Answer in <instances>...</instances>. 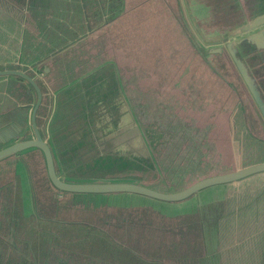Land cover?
I'll list each match as a JSON object with an SVG mask.
<instances>
[{
	"label": "rangeland",
	"instance_id": "1",
	"mask_svg": "<svg viewBox=\"0 0 264 264\" xmlns=\"http://www.w3.org/2000/svg\"><path fill=\"white\" fill-rule=\"evenodd\" d=\"M187 1L188 6L184 0H106L109 19L106 29L101 28L104 20L99 22L94 26L100 37L80 40L77 49H72L76 50L73 58L82 60L84 68L80 75L109 62L125 90V98L119 96L113 118L107 119L101 130L98 145L129 157L146 156L147 150L141 144L134 120L140 123V130L151 142L159 177L156 179L153 172L131 168L118 178H132L165 192H177L203 178L264 163V122L255 103L228 54L215 57L206 50L225 43L228 34L263 13L264 0ZM203 2L209 4L211 14H200ZM181 22L198 38V44L201 36L195 25L204 37L218 33L213 35L216 39L197 50L195 45H190L192 40ZM66 32L63 31V36ZM44 43L48 51L56 50L53 42ZM15 47L13 44L12 48ZM25 50L24 45L18 46L14 56L17 55L19 62L26 60ZM7 54L11 56L10 52ZM242 55L246 54L242 51ZM246 60H252L251 66L257 59L246 55ZM57 64L54 63L48 77L38 72L44 78L41 84L47 108L52 105V93L70 81L64 79L55 84L54 78L65 67ZM103 73L110 85L113 73ZM234 96L241 101L245 116L243 128L241 120L238 121V130L229 128ZM31 99L33 108L35 95ZM47 122L46 116L40 119L41 129ZM30 137L29 127L20 139ZM15 167L20 168L19 175H15ZM0 171H5L0 172L3 174L0 184H32L34 197L40 198L41 203L48 202L57 193L48 182L44 158L38 151L5 159L0 162ZM67 194L62 196H67L64 198L69 201V207L60 211V219L68 221L70 226L69 229L61 226V233H66L61 242L82 252L79 256L85 258L72 254V264H206L210 260L204 249L211 250L216 242L218 246L228 247L236 241V245L247 247L249 253L252 248L253 253L256 249L260 255L256 233L258 229L264 232V172L208 187L174 203L125 193ZM65 203L68 204L61 201V205L68 206ZM208 215L217 225L230 228L227 231L220 226L218 241L211 231L215 222L204 221ZM199 219L201 225L205 222L210 228L205 229V224L199 226ZM72 234L73 245H68ZM54 245V257L69 259L68 252L63 253L64 249L59 251ZM230 248L235 250V243ZM234 260L235 251L229 255L228 263L233 264Z\"/></svg>",
	"mask_w": 264,
	"mask_h": 264
},
{
	"label": "flooded vegetation",
	"instance_id": "2",
	"mask_svg": "<svg viewBox=\"0 0 264 264\" xmlns=\"http://www.w3.org/2000/svg\"><path fill=\"white\" fill-rule=\"evenodd\" d=\"M235 1L238 3L237 0ZM227 4L232 7V3L228 2ZM85 10L87 12L90 10L89 14H85ZM200 11L202 16L204 14H211L209 4H205L204 2L201 4ZM107 12L108 7L106 5V0H0V72L12 70L21 71L32 78L38 86L41 93V100L35 113V122L41 138L48 144L51 150L55 172L61 179L71 183H134L157 190L153 185L141 184L132 178H118V175L124 172L126 168L112 169L109 170L110 172L105 173L103 170L96 169L93 165L95 157L98 156L97 159L100 160V157L103 155L121 158L125 157L133 161L136 158H142L140 156H125L118 152L114 153L111 150L107 151L98 145V139H100L102 135L101 130L104 124L106 125V120H111L113 118L114 111L118 108L117 101L119 96L121 95L125 98V90L122 85L119 84L116 70L110 69L109 62H103L96 67H91L87 73L80 75V73H83L82 68H84L81 63L82 60L77 57L73 58L76 54V50L72 49L77 47L80 40H88L91 38V41L100 37V33L96 31L97 27L94 25L104 20V26L102 25L101 28L106 29V25L109 22ZM180 25L186 30L188 38L192 40L190 41V45H195L196 49L197 47H202L204 44H207L210 40L212 41L213 38L216 39L215 36L218 34L214 33L208 35L207 43L203 38H200L201 43L198 44L196 41L198 38L192 36L182 22ZM75 27L77 28L75 29ZM64 30L67 32L63 36L62 33ZM83 30H86L84 36ZM203 33L206 34L205 31ZM71 36L77 37L71 40ZM14 37L19 39L14 41ZM242 38L243 36L238 37L236 35L225 38V40H227L225 43H218L216 46L208 47L206 49L207 53L215 57L221 56L224 53L228 54L226 43L237 42L242 40ZM45 41L49 43L53 42L56 46V50L48 51L45 47ZM13 44L16 45L15 48H12ZM20 45H24L26 48V60H24V63L22 61L19 62V59L16 58L17 55L14 56V54H17L18 46ZM217 48H220L221 52H209V50ZM236 48L238 55L249 68L250 74L255 78L260 88L261 95L264 98V81H262L257 73L250 68L251 66L249 64L252 60H246V55L247 57L249 55L250 59L256 58L264 62V52L246 40L237 44ZM242 51L246 55L243 56ZM7 52H10L11 56H9ZM198 54L203 56L199 52ZM14 57L16 58L15 60ZM30 58L34 59L31 60ZM56 62L58 63L57 67L60 65H65V67L64 69L60 68L62 71H60V76L58 77L57 74V77L54 78L55 84L62 83L64 79H68L72 82L68 81L66 85L64 84L65 86L52 93V105L50 104L51 106L47 108L44 106L46 94L41 84V80L44 78L39 77L38 72L41 71L44 77H48ZM65 69L68 70L64 71ZM262 69L264 73V64ZM108 71L113 73L111 79L113 82L110 85L106 83L105 80L108 78L104 77L105 75L103 73ZM78 75H80V77L75 79ZM199 79L201 81V78ZM16 80L20 82V85L24 86L21 87L15 84L13 81ZM34 95L35 104L32 108L31 98H34ZM234 97L236 99L234 105H238L241 112H237L236 109L232 110V119L229 121V128L232 126L234 130H238V115L242 113L241 116L244 121L245 116L241 101L238 97ZM37 100L38 96L36 90L28 81L14 75H0V150L15 143L35 138L31 116ZM92 103H94L96 110L94 111V109H92L86 113L88 109L85 108H88V105ZM129 110H131V108ZM45 116L48 122L43 124L41 129L39 121L45 118ZM134 123H136L139 128L147 150V154L144 158H151L152 148L150 140H148L145 134H143V131L140 130V123H137L136 120H134ZM29 127L32 137L20 139L22 132L27 131ZM81 131L84 132V137L87 140L89 139L94 145L93 150L89 148L88 145L82 147H77L76 145L64 146L65 142L71 140L75 143V141L81 137ZM45 134L47 137H45ZM261 148L262 146L259 147V151H261ZM28 151H38L42 154L37 148H29L16 154L27 153ZM16 154L7 156L3 158L4 160L1 159L0 162L12 156L16 157ZM88 156H90L91 159L87 160ZM152 163L155 166L153 154ZM19 170L20 168L15 167V175H19V173H17ZM0 172L2 173L5 171ZM2 175L0 174V178ZM25 177L27 178V176ZM20 179L23 180L21 177ZM119 179H128V181H119ZM129 180L135 182H130ZM48 182L51 183L49 178ZM53 189L57 191V193L55 192L52 194L51 197L48 198V202L41 203L40 198L37 200L36 197H34L32 184H0V264H72V254L76 255V257L82 254V252H78L74 247L70 248L66 245L64 246L61 242L62 235H66V233H61V226L65 225L66 228L70 226L68 221L60 219V211L62 213L64 208L66 209L69 207V201L64 198L67 196H62L68 195V192L58 190L54 186ZM159 191L165 192L161 189ZM144 198L151 199L147 197ZM61 201H63V203L67 202L68 204H65L68 206L61 205ZM209 219L212 218L208 215L204 221L207 222ZM212 221L215 222L214 219ZM198 222L199 226L204 227L205 222H203L202 225L200 219ZM205 227V229L210 228L207 224H205ZM211 231L212 235L215 237L214 240H220L221 229L216 222L215 226H212ZM73 236L74 234L67 240L68 245H73ZM233 243H235V250L230 248L233 244L227 248L225 246H218L217 242L215 245L213 244V250L204 249L205 256L210 260V262H206V264H229V255H232L234 251L235 263L233 264H260V255L257 254L256 249L253 253L252 248H250L251 252L249 253L247 247L243 248L236 245V242ZM53 244H55L54 246L57 247L59 251L64 249V251H62L63 253L68 252L70 254L69 259L54 257ZM260 250L261 248L259 247V251ZM80 258L85 259L84 256Z\"/></svg>",
	"mask_w": 264,
	"mask_h": 264
},
{
	"label": "water",
	"instance_id": "3",
	"mask_svg": "<svg viewBox=\"0 0 264 264\" xmlns=\"http://www.w3.org/2000/svg\"><path fill=\"white\" fill-rule=\"evenodd\" d=\"M184 2L186 6H188V1L184 0ZM195 28H196V31L199 32V35L201 36V38H203L205 42H208V38L204 37L200 33L199 29L197 28V25H195ZM242 34L244 35L242 40H239L237 42L226 43V49L242 81L244 82L248 92L250 93L256 107L258 108L260 115L262 116L264 120V98L261 95L260 88L255 78L250 74L249 68L247 67L246 63L242 60V58L238 55L237 48H236L237 44H239L243 40H246L254 44L258 49L263 48L264 50V12L254 17L250 21L240 25L234 32H231V34H228V36L226 37H231V36L233 37L235 35L237 36V35H242ZM209 52L211 53L221 52V49L220 48L211 49L209 50ZM6 74L21 77L24 80L28 81L36 90L38 100L33 109L32 116H31L32 128L35 134V138L32 140L18 142L5 149H1L0 150V160L7 156H11L13 154H16L20 151H23L29 148L39 149L42 152L43 157H44L48 178L50 182L52 183V185L58 190H61L64 192H71V193H90V194L131 193V194L144 196V197L162 201V202L172 203V202H179V201L188 199L189 197L197 194L199 191L206 189L208 187L215 186V185H221V184H227V183H233L240 179L246 178L250 175L264 172V163H257V164L249 165V166L243 167L241 169H238V170H235L229 173L203 178L195 182L194 184L188 186L187 188L181 191H178V192H161V191H158V190H155V189H152V188L140 185V184H134V183H71V182H66L64 179H61L56 174L51 150L48 144L41 138L39 131L37 129V126H36L35 113H36V110L41 100V93H40L38 86L36 85V83L34 82L32 78L28 77L21 71L12 70V71H7V72H0L1 76L6 75ZM134 126L137 127V124L134 123ZM140 138L142 142L141 144L145 147L142 136H140Z\"/></svg>",
	"mask_w": 264,
	"mask_h": 264
},
{
	"label": "trees",
	"instance_id": "4",
	"mask_svg": "<svg viewBox=\"0 0 264 264\" xmlns=\"http://www.w3.org/2000/svg\"><path fill=\"white\" fill-rule=\"evenodd\" d=\"M89 107L88 108H85V109H88L86 111L89 112L91 111L92 109H94V111L96 110V108L94 107V103L88 105ZM238 111H240V109H238ZM85 113V114H86ZM92 120V119H91ZM241 120V124H242V128H243V118L241 116V113L238 115V121ZM240 124V123H238ZM90 127V126H89ZM82 135L80 138H78L75 143L71 140V141H68V142H65L64 146L67 147L68 145L70 146H77V147H82V146H86L88 145L89 148H91L92 150L94 149V145L92 144V142L88 139H86L84 137V132L81 131ZM252 141H256V140H253ZM151 143V142H150ZM151 145V144H150ZM97 157H95L94 161H93V165L96 169H100V170H103L105 173H108L110 172L109 170H112V169H123V168H126V170H129L131 168H134V169H140L141 171H147V172H150V173H154L156 175V179L159 177L158 173H159V168L157 166V163L155 161V166L153 165L152 163V154H151V158H136L134 159V161L132 159H128V158H121V157H115V156H111V155H103L102 157H100L101 159H97ZM107 169V170H105ZM117 171V170H115ZM115 174V173H114ZM113 176V175H112ZM119 181H128V179H119ZM130 182H135V181H131L129 180ZM140 183V182H139ZM141 184H144V183H141ZM154 189V188H153ZM158 191L160 189H157ZM221 227H223L224 225H219ZM228 227V226H226ZM225 226L223 228H226ZM230 228H226L227 231H229ZM256 237L259 238V243H260V264H264V232L263 231H260L258 230V232L256 233ZM232 241V240H231ZM237 242V241H236ZM218 244V242H217ZM231 244H234L233 242Z\"/></svg>",
	"mask_w": 264,
	"mask_h": 264
},
{
	"label": "crops",
	"instance_id": "5",
	"mask_svg": "<svg viewBox=\"0 0 264 264\" xmlns=\"http://www.w3.org/2000/svg\"><path fill=\"white\" fill-rule=\"evenodd\" d=\"M259 50H261L262 52H264V50H263V48H261V49H259ZM263 64H264V62L262 61H260V59L259 60H256V61H253V64H251V69L254 71V72H256L257 73V75L259 76V78L262 80V81H264V73H263ZM249 66V65H248ZM15 84H17V85H20V82L18 81V80H16V81H13ZM237 110V112H238V105L237 106H235L234 107V110ZM240 112H241V110H240ZM242 114V113H241ZM213 220V219H212ZM259 230V229H258ZM262 231V230H261ZM216 248V247H215ZM228 248V247H227ZM214 248H212V250H213Z\"/></svg>",
	"mask_w": 264,
	"mask_h": 264
}]
</instances>
